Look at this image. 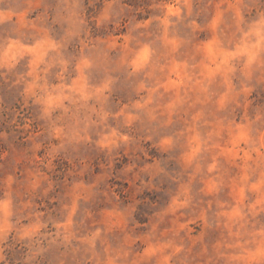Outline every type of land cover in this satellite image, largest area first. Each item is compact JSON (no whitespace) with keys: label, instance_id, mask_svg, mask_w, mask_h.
Wrapping results in <instances>:
<instances>
[{"label":"rangeland","instance_id":"1","mask_svg":"<svg viewBox=\"0 0 264 264\" xmlns=\"http://www.w3.org/2000/svg\"><path fill=\"white\" fill-rule=\"evenodd\" d=\"M0 264H264V0H0Z\"/></svg>","mask_w":264,"mask_h":264}]
</instances>
